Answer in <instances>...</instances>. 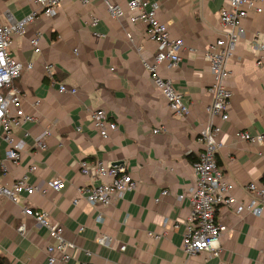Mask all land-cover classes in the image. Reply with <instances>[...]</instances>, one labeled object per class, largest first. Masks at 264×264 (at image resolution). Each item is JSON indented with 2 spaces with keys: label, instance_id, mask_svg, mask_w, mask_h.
<instances>
[{
  "label": "crops",
  "instance_id": "0c3cea01",
  "mask_svg": "<svg viewBox=\"0 0 264 264\" xmlns=\"http://www.w3.org/2000/svg\"><path fill=\"white\" fill-rule=\"evenodd\" d=\"M156 1L158 16L170 35L183 41L180 62L174 67L160 63L156 70L181 91L190 107L184 117L173 115L144 67L143 62L154 63L157 52L144 24L110 18L104 0L84 5L66 0L55 14L39 15L23 35L13 38L11 54L23 65L33 64L14 85L24 95L25 111L36 120L14 130V138L23 144L21 160L18 165L7 163L0 182L10 185L35 164L31 184L58 175L64 185L44 195L23 194L19 203L0 196V255L8 264H48L46 246L51 239L24 212L25 207L48 211L50 220L62 225L65 239L74 243L71 260L54 264H217L219 259L223 264H264V208L260 215L236 213L232 207L219 209L218 221L225 225L219 259L208 252L187 256L182 251L190 204L177 195L194 185L188 154L195 157L202 149L197 137L210 122L205 107L212 100L213 75L203 52L222 34L219 9L227 2ZM34 7V0H0V22L22 18ZM242 26L244 33L227 61L231 72L227 85L232 92L228 119L215 122L223 143L218 164L233 184L235 200L247 202L252 195L246 185H264V160L234 133H264V58L256 63L259 51L254 39L264 44V11L248 14ZM33 38H38L37 53L30 42ZM45 65L50 66V74ZM59 83L74 87L76 93L59 92ZM36 100L39 104L34 106ZM96 108H103L117 124L106 139L89 116ZM156 128L159 131L153 133ZM44 129L50 130L48 147L33 153V137ZM6 147L1 137L0 157ZM80 159L123 163L137 185L107 207H92L84 200L74 204L79 187L92 182L80 173ZM163 189L167 195H160ZM99 214L101 221L96 218ZM19 225L24 226L22 232L17 230ZM101 236L107 238L104 244L98 242Z\"/></svg>",
  "mask_w": 264,
  "mask_h": 264
},
{
  "label": "built area",
  "instance_id": "2783aa9c",
  "mask_svg": "<svg viewBox=\"0 0 264 264\" xmlns=\"http://www.w3.org/2000/svg\"><path fill=\"white\" fill-rule=\"evenodd\" d=\"M66 0H34L35 7L30 13L19 19H9L8 22H0V138L3 137L7 147L0 157V174L7 169V163L18 165L23 151L22 141L14 138V130L24 123L34 122L35 115L25 111L23 107V93L14 85V81L21 74L32 69V62L21 64L10 52L13 38L23 35L29 23L33 22L39 15L52 16L58 7ZM81 4H87L91 0H73ZM227 6L219 9V19L222 34L209 44L203 55L209 61V70L213 75V82L209 90L212 94L211 102L206 105L205 112L210 118L206 126L198 135L197 142L201 150L195 155L192 164L194 173V185L186 191L177 195L178 200L187 199L190 204V213L184 225L182 236V251L187 256H194L200 252H208L210 257L219 259L221 253L220 235L225 230V225L220 223L217 214L221 207H232L236 213L248 211L254 215H260L264 208V185L257 186L254 182L246 185V190L252 197L247 202H238L231 193L233 184L224 178L222 167L218 164L217 155L223 146L218 140L221 131L220 125L215 119L225 121L228 119L229 103L232 92L227 85L230 70L227 61L232 58L237 41L244 33L243 19L250 13H262L264 11V0H225ZM106 13L110 18L119 19L126 17L130 23L141 22L145 26V34L148 39L157 45L154 63L143 62L145 69L150 75L153 83L158 87L167 101L170 111L176 117H184L189 113V105L182 100L181 91L172 80L162 78L157 73V65L164 63L168 67L176 66L180 60V49L183 41L173 38L166 23L158 16L159 2L156 0H125L123 4L115 0H104ZM93 19V24L96 23ZM255 39V47L259 51L257 64L264 58V44ZM34 52H39L38 38L31 41ZM45 70L50 74V66L45 65ZM53 82V78H51ZM58 91L75 94L74 87L58 84ZM39 101L34 102L37 106ZM92 120L100 137L106 139L110 133L117 128V124L110 120L103 108L90 110ZM158 128L153 129L157 133ZM28 135L27 132L24 133ZM49 129H44L33 137L31 144L32 152L45 150L48 147L47 138ZM237 139L246 141L256 148V152L264 160V133L251 134L246 130H238L234 133ZM79 171L82 175L91 179V184L82 185L78 189L79 196L73 203L77 204L84 200L92 207H107L116 200L121 199L128 191L134 190L136 181L128 173L123 163H111L102 160L80 159L78 161ZM36 169L35 164H30L25 171L10 185L0 182V196L19 203L23 194L31 195L38 193L44 195L49 190L59 191L63 185L62 177L55 175L44 182L33 185L29 181V175ZM168 190L163 189L160 195H167ZM158 201V198H156ZM25 213L33 216L38 225L46 229L51 239L46 246L47 262L68 263L73 254L74 243L65 239L63 227L58 222H52L48 211L44 209L29 210L24 208ZM97 220L101 221L99 214ZM17 230L22 232L23 225ZM82 230V227H80ZM149 236L157 238L158 235L148 233ZM106 236L98 238L100 244L106 242ZM124 246L121 247L123 249ZM72 264H96L92 261L74 262ZM217 264H223L219 259Z\"/></svg>",
  "mask_w": 264,
  "mask_h": 264
},
{
  "label": "trees",
  "instance_id": "16d2710c",
  "mask_svg": "<svg viewBox=\"0 0 264 264\" xmlns=\"http://www.w3.org/2000/svg\"><path fill=\"white\" fill-rule=\"evenodd\" d=\"M188 158L191 162H193L195 159V157H192L191 154H188ZM0 264H8L6 258L2 255H0Z\"/></svg>",
  "mask_w": 264,
  "mask_h": 264
}]
</instances>
